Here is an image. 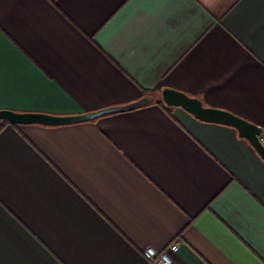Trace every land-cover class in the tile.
I'll return each mask as SVG.
<instances>
[{"label":"crops","instance_id":"crops-1","mask_svg":"<svg viewBox=\"0 0 264 264\" xmlns=\"http://www.w3.org/2000/svg\"><path fill=\"white\" fill-rule=\"evenodd\" d=\"M166 88L264 130V0H0V109L154 99L0 121V264H264V160Z\"/></svg>","mask_w":264,"mask_h":264},{"label":"water","instance_id":"water-1","mask_svg":"<svg viewBox=\"0 0 264 264\" xmlns=\"http://www.w3.org/2000/svg\"><path fill=\"white\" fill-rule=\"evenodd\" d=\"M153 100L152 96L144 95L140 99L128 104L109 106L95 111L74 115H51L45 113L16 112L8 109H0V121H7L13 124L37 123L44 125H61L91 121L105 115L145 106L153 102ZM162 100L166 105L180 107L200 120L222 123L236 128L239 135L247 139L264 160V143L261 138V136H264V130L257 124L229 111L205 106L199 98L190 96L183 91L166 88L162 91Z\"/></svg>","mask_w":264,"mask_h":264},{"label":"built area","instance_id":"built-area-1","mask_svg":"<svg viewBox=\"0 0 264 264\" xmlns=\"http://www.w3.org/2000/svg\"><path fill=\"white\" fill-rule=\"evenodd\" d=\"M180 247V241L174 242L170 246L172 252H177ZM148 264H173V258L167 250H157L149 246L143 251Z\"/></svg>","mask_w":264,"mask_h":264},{"label":"trees","instance_id":"trees-1","mask_svg":"<svg viewBox=\"0 0 264 264\" xmlns=\"http://www.w3.org/2000/svg\"><path fill=\"white\" fill-rule=\"evenodd\" d=\"M158 101H159V103L166 105L162 99H158Z\"/></svg>","mask_w":264,"mask_h":264}]
</instances>
